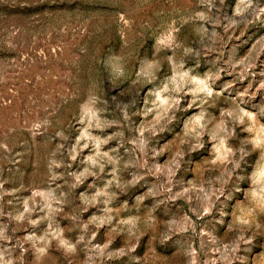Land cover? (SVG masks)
Here are the masks:
<instances>
[{
  "label": "rangeland",
  "instance_id": "374dc122",
  "mask_svg": "<svg viewBox=\"0 0 264 264\" xmlns=\"http://www.w3.org/2000/svg\"><path fill=\"white\" fill-rule=\"evenodd\" d=\"M0 264H264V0H0Z\"/></svg>",
  "mask_w": 264,
  "mask_h": 264
}]
</instances>
